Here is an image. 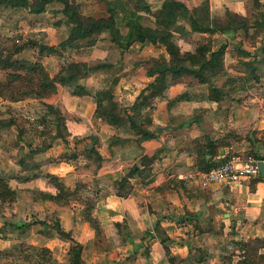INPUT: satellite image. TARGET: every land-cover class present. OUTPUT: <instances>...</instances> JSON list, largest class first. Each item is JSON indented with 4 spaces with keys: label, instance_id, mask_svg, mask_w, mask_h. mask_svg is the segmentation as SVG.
Wrapping results in <instances>:
<instances>
[{
    "label": "crops",
    "instance_id": "1",
    "mask_svg": "<svg viewBox=\"0 0 264 264\" xmlns=\"http://www.w3.org/2000/svg\"><path fill=\"white\" fill-rule=\"evenodd\" d=\"M184 1L189 7L197 6L201 2ZM208 1L211 9L215 11L230 6L242 15L253 13V0ZM77 2L80 3L83 13L88 15L105 16L113 10L122 34L129 31L132 15L134 19L141 16L139 19L144 24L154 25L151 15L144 11L133 14L135 10L125 8L121 0ZM162 2L163 0H151L155 8L161 7ZM261 2L264 3V0ZM54 4L57 6L52 12L61 13L63 4L57 0L49 3L43 13L49 15L48 9ZM2 8V11L24 12L22 8ZM45 16L48 17L47 14ZM59 18V33L52 23L40 27L47 45L55 46L65 39L67 26L64 25L63 16ZM9 24L12 30L16 27L13 22ZM7 29L10 30L9 25ZM214 36L224 39L222 44H226L227 48L235 43L240 44L243 49L248 50L249 55H255L254 49L264 48V34L255 41L247 39L244 30H239L234 35L216 33ZM218 47L215 45V48ZM156 49H160L168 57L162 43L137 41L124 52L120 50L116 59L104 58L102 63L108 65L91 73L83 83L89 94H74L67 85L59 84L57 92L46 98L5 100L16 105L23 103L26 107L44 105L47 102L60 106L72 115L71 120L66 119L68 131L76 138L71 142L72 145L58 137L47 149L34 151L27 148L25 154L54 159L69 149H85L86 145L95 141L104 159L100 167L91 163L90 167L85 168H80L77 161H50L45 167L37 165L33 168L35 172L20 175L22 170L14 162L13 150L1 149L0 172L19 194L25 189L56 194L58 189L43 175L47 171L61 177L71 190L77 189L80 197L94 195L93 209L99 221L98 230L85 217L83 201L76 204V200H73L74 203L72 200L64 203L45 199L39 204L45 206L46 210L49 208L48 213L56 212L59 225L71 233L73 239L61 236L56 228H52L49 220L37 221L36 218H29L28 222L18 220L19 223L27 224L24 232H11L8 235L18 236L29 244L47 246L64 263L70 244L78 241L83 245V259L96 264H222V257L227 254L224 249L225 239L232 237L230 233L234 229L238 230L242 226L243 239L250 238L249 233L253 237L264 236V178L256 180L254 177L238 185L216 182L203 187L196 180L185 177L200 167L201 157L197 151L196 139L209 134L216 140L230 129L238 133L250 127L257 128L258 131L264 130V104L260 101V104L242 108L232 105L231 109L226 108L229 113L224 115L217 109L215 102L208 99L207 84L189 86L185 81H175L169 83L164 95L157 96L144 105L140 103L134 106L143 89L154 79L143 64L157 58L159 52ZM32 52L33 55L23 48L15 56L41 61L45 66H51V69L46 67L52 75L59 71L57 60L54 61V53L38 52L35 48ZM85 61L91 62L92 58ZM97 73L109 77L104 80V84L99 82L100 76ZM2 75L3 72L0 76ZM110 79V84L117 79L114 93L120 107L126 111L122 115L125 118L129 115L138 123H144L150 131H156L155 137L144 138L126 123L120 126L110 124L95 116L97 103L91 87L105 88ZM151 91L150 89L145 94L148 95ZM201 108L206 109V112L198 119L195 113ZM159 127L163 129L160 131ZM220 150L222 153L217 158L236 154L233 151L238 149L230 144ZM206 157L211 156L208 154ZM143 158L150 161L148 167ZM134 166L138 171L133 169ZM181 218H185V221H181ZM157 223L158 230L155 229ZM4 224L8 226L10 223ZM37 226L42 228L35 233ZM45 227L51 230L49 234L41 231ZM244 234H248L247 238ZM9 237L0 238V249L12 242ZM162 239L167 240L163 242ZM234 239H238V235Z\"/></svg>",
    "mask_w": 264,
    "mask_h": 264
},
{
    "label": "trees",
    "instance_id": "2",
    "mask_svg": "<svg viewBox=\"0 0 264 264\" xmlns=\"http://www.w3.org/2000/svg\"><path fill=\"white\" fill-rule=\"evenodd\" d=\"M53 1L55 0H0V6L13 9L22 8L30 13L41 14L46 11L48 4ZM57 1L63 3L60 11L66 17L67 23L65 39L60 43L61 46L73 48L93 46L105 31L111 33L106 40L116 44L122 52L129 49L131 44L137 41L153 44L162 43L165 46L168 57L161 55L158 58L149 60L147 71L154 79L143 89L134 106L140 103L144 105L149 103V100L164 95L169 83L175 81H185L189 86L207 84L209 88L208 99L211 101L222 103L223 100L231 96L228 90L223 86H219L215 81L217 74L221 71H223V74L231 76V78L235 76L227 70L224 63L223 57L227 47L226 44H221L218 48H215L210 39V41L198 44L193 51H182L175 40L176 29L189 34L200 32L211 35L216 33L234 35L237 31L244 30L247 39L254 38L251 41H255V38L262 34L264 30V3L261 0H253V13L251 15L233 14L227 10L226 13H229L230 17L223 24H220L216 19L207 23L197 10L199 7L191 8L184 0H164L161 7L158 8L153 7L148 0H139V3L136 2L134 5L135 12L133 14L137 11H144L153 17L154 25L144 24L139 19L141 16H136V19H134L132 15L129 21L130 29L126 34L121 33L113 10L108 15L97 17L83 14L81 5L77 0ZM202 4L208 6L209 1L204 0ZM180 18H184L189 22V28L185 24L177 23ZM251 29H255L253 34H250ZM23 48V45L14 49L10 46L0 47V70L3 72V75L0 76V98L3 100L19 101L27 97L46 98L57 92L59 84L74 86L72 90L74 94H89L90 92L86 87L79 83L80 78L88 76L92 70L108 65L107 63H100L90 66L86 62L71 61L63 64L61 69L52 75L41 61L16 57V53L22 51ZM40 51L58 52L57 47L53 45L41 46ZM262 59L264 61V58ZM247 64L251 66L250 59ZM116 83L117 79H114L110 86L100 88L93 93L97 103L95 116L110 124L120 126L126 123L144 138L155 137L156 131H150L144 123H138L129 115L127 118L122 115L126 111L120 107L115 99L114 89ZM150 89L152 90L151 93L145 94ZM44 105L50 111H56L53 104L45 102ZM57 117L59 124L57 123L58 129L55 137H61L68 141L62 132L63 129L67 130L65 118L59 115ZM10 125H12L11 120L6 121L0 117V128L9 127ZM62 127L63 129H61ZM249 137L253 138V143L257 146L256 150L251 151L249 155L264 158V149L261 148L264 147V139L258 134ZM195 142L197 143L198 154L201 157L199 170H208L224 159L217 158V156L222 153L220 149L228 145L227 141L220 142L218 139H213L211 135L204 134ZM51 143L52 141L49 144H43L34 151L45 150L52 145ZM84 151L87 155L94 156L97 167L101 166L104 159L98 151L95 141L86 145ZM208 154L211 156L210 158L206 157ZM143 162H147L146 167L149 166V160L143 158ZM133 169L138 171L136 166ZM48 177L51 183L56 186L58 192L56 194L41 192V194L46 199L65 200L66 198L63 196L68 189L60 177L51 173L48 174ZM260 179H263V177H256V180ZM16 196L17 191L0 175V200L13 199ZM85 217L99 230L98 220H94L89 212L86 213ZM158 227L159 224L157 223L155 229L158 230ZM56 229L60 235L73 239L71 233L66 232L59 224H57ZM167 239L162 240L165 242ZM74 242L75 245H71L68 250L67 264H96L86 262L82 257L83 245L78 241ZM237 245L243 251L238 264H264V252H261L264 249V237L255 236L241 239L237 241ZM20 251L24 260L29 263L34 260L35 256L39 259L42 258L43 262H39L41 264H51L52 261L57 262V259L53 257L52 250L47 246L22 244Z\"/></svg>",
    "mask_w": 264,
    "mask_h": 264
},
{
    "label": "rangeland",
    "instance_id": "3",
    "mask_svg": "<svg viewBox=\"0 0 264 264\" xmlns=\"http://www.w3.org/2000/svg\"><path fill=\"white\" fill-rule=\"evenodd\" d=\"M121 1L124 2L125 4L123 6L129 9L131 8L134 9L135 3L136 2L139 3V0H121ZM148 1L151 3V0ZM202 3L203 1L201 0V2L197 6H192L191 8L199 7L197 10L202 14L203 19H205L207 23L216 19L220 24H223L230 17V14L226 13L227 10L228 12H231L233 14L236 13L234 9L230 6H226L225 8H223V10L215 11L211 9L209 4L208 6H206V4H202ZM50 6H52V8L49 7L48 9L49 15L48 13H46L48 17L45 16L46 15L45 13L35 14L27 11L15 12L13 10L2 11L1 9L3 8L0 7V47L10 46L14 49L17 46L23 45L24 48L27 49V53L31 55H33L32 52L33 48H35L39 52L41 46L47 45L46 38L43 37L42 31L40 30L41 26L47 25V23H52L53 27H56L57 32L59 33L60 30L59 25H61V21H59L60 19L59 16H63V21L65 22L64 25L67 26L66 17L62 13L55 12L54 14L52 12V10L56 9L57 4ZM49 16L51 17L49 18ZM99 16H104V15H99ZM9 22H13L14 24H16V27H14L13 30ZM177 23L185 24L189 28V22H187L184 18H180ZM8 25L10 26V30L7 29ZM120 25L124 26L123 23H120ZM253 32H255V29L254 30L251 29L250 34H253ZM263 34H264V30L262 34L258 35V37L259 38L260 36L262 37ZM110 35L111 33L109 31L103 32L97 42L99 44L93 48H88V46H83L79 48L64 47L61 46L60 43L58 45H55L58 50L56 54L54 53L55 55L54 61L56 62L57 60L56 66L60 70L63 64L71 61L86 62L87 64H90V66L91 65L94 66L102 63L104 58L105 60L116 59L120 55L119 51L121 49L116 44L110 42L109 40H106V38H109ZM31 37L34 39H32ZM258 37L257 39H259ZM210 39L212 40L213 44L216 46L217 45L220 46L222 42H224L223 41L224 39H221V37H216L214 36V34L211 35L200 32H194L192 34H189L179 29L175 30V40L177 44L181 47L182 51H187V50L193 51L198 46V44L206 41H210ZM249 40H254V38L250 37ZM243 48H244L243 46H240V44H236V43L234 45H230V47L228 48L226 47L223 57L224 63L227 70L235 74V76L231 78V76L227 74H223V71H221L219 74H217V77L215 79L216 83L219 86H223L231 94V96L228 99L223 100L222 103L213 101L215 102L214 104L217 107V109L221 110L223 112L222 114L224 115H227V113H229L228 110L231 109L232 105H237V107L240 106V108H242L244 106L252 107V105L260 104L259 103L260 101L262 104H264V62L262 61L263 60L262 58H264V50H262L263 47L254 49L256 50L255 55H249L248 50ZM156 51L159 52L158 55L156 56L157 58L165 54L160 52V49H156ZM250 56H253V58L250 59V61L252 62V64H250L251 66L247 64V62H249ZM89 58H92L91 62L85 61L88 60ZM143 65L145 69L146 68L148 69L149 67L148 61L146 64ZM47 67L49 69L52 68L51 66H47ZM96 70H92L91 73H93ZM1 73L2 72L0 71V74ZM97 74L100 76L99 82H102V84L105 83L104 80L106 78H109V77H105V75H101V73H97ZM88 76H83L82 78H80L79 83L81 81L82 83L80 84L84 85L83 83L85 82V79L88 78ZM110 81L111 79L108 81L107 86H110ZM68 87L69 90L72 91L74 86H68ZM91 90L96 92V90L98 89L91 87ZM114 96L115 99L117 100V96L115 93ZM22 104L23 103H19L18 105H16V104L8 103L0 98V105H1L0 117L4 118L6 121L11 120L12 122V125H10L9 127L0 128V152L1 149L3 148H8L13 150L14 162H16L19 165V168H21L22 170L20 175H24V174L27 175L29 174V172L30 173L35 172L34 169L37 165L40 164L39 166L45 167V165L48 164L50 161H64L67 163L69 162L72 163L77 161V164L80 165L79 166L80 168H85L88 166L90 167L91 163L96 164L95 162L96 160H94V156L87 155L84 149H80L78 151L74 149L73 150L69 149V151L60 154L58 157L54 159L53 157L45 158L44 156L43 157L35 156V154H30V155L25 154L26 152L25 150L27 148L28 150L29 149L36 150L37 148L41 147L43 144H49L51 141L53 142L54 139L58 138L55 137V134L58 129L57 123L59 124L57 117L58 115L63 116L65 118V122L66 119L71 120L72 115H70L67 110H62L60 106H55L56 111L54 110V112L56 113H54L53 111H50L43 104H39L37 106L30 105L29 107L23 106ZM210 104H212V102ZM204 112H206V109L201 108L200 111L195 113L196 117L198 119H201L203 117ZM61 129H63V127ZM54 131L56 132L53 133ZM62 132L65 134V137L68 140L66 141L62 138L66 143L70 144L72 141L76 140V138L73 137V135H71L68 129L67 130L63 129ZM250 134L251 135L258 134V136H261L262 139H264V130L258 131L257 128L254 129L250 127L243 129V131H241L240 133L236 132L234 129H230L226 131V134L224 136H220L218 140L220 142L227 141L228 145L233 144L234 146H236L238 150L237 151L232 150L233 153L247 156L251 153V151H254L257 148V146L253 143V138L249 137ZM261 148L262 150L264 149L263 146ZM78 155H81L80 158H78ZM24 168L27 169L24 171ZM30 168L32 169L34 168V169L32 170ZM47 168L48 167H46V169ZM44 172H45L43 173L44 177H46L48 181L51 183L48 177L49 172L47 171ZM0 175L3 178H5V176H3L1 172ZM60 179L62 180L61 177ZM65 186L67 187L68 190L65 191L63 197L66 199L65 200L62 199L60 202L68 203L71 200L72 201L76 200L75 203L77 204L83 201L85 203L84 214L86 215V213L89 212V215L94 220H98L93 209L95 204V199H94L95 196L86 195L85 197L82 196L80 197L79 196L80 194L77 191V189L71 190L66 184ZM41 192L42 191L39 190L25 189L21 191L20 194L17 192V196L13 199L0 200V224H1L0 238L7 239L10 236L9 238L12 239V242H10L8 246L5 245V248L0 249V264H41L43 262L42 258L39 259V257L37 256H35L33 258L34 260L30 263L24 260L20 249L22 244H29L28 241L26 240L23 241L18 236L8 235V233L11 232L22 234L24 232V227H26L27 224L19 223L18 220H20L21 222H24V220L28 222L29 218H36L37 221H42L44 219L49 220V224L52 226V228L53 227L56 228L57 224H59L57 217L58 215L56 214L55 211L54 212L51 211L48 213L49 208H47L46 210L45 206L39 204L40 201L46 199L43 196V194H41ZM74 207L75 205L72 206V208ZM40 214L41 216H43V219H41ZM30 220L34 221L35 219H30ZM5 222H9L10 224L7 226V224H4ZM42 223L43 222H41V225H44ZM29 227L30 225H28V228ZM40 228L42 227L37 226L34 229L35 233H37L38 229ZM41 231L49 234L51 230L49 231L48 228L45 227L41 229ZM259 233L263 234V232H259ZM230 234H232V237H228L227 239H225L224 249L227 250V254H225V256L222 257L223 259L222 264H238V261L241 260L242 258L241 255L243 251L240 250L239 246L237 245V241L243 239L242 226H240L238 230L234 229ZM249 234L251 237H253V234L251 233ZM236 235H238V239H234ZM247 235L248 234L246 235L244 234V236H246L245 238H247ZM260 237H264V236L262 235ZM71 245H75V242H72L70 246ZM52 252H53V257H55L53 250ZM261 252H264V249H262ZM68 258H69V254L68 256H66L65 263L59 261L56 258L57 262L52 261L51 264H67Z\"/></svg>",
    "mask_w": 264,
    "mask_h": 264
},
{
    "label": "built area",
    "instance_id": "4",
    "mask_svg": "<svg viewBox=\"0 0 264 264\" xmlns=\"http://www.w3.org/2000/svg\"><path fill=\"white\" fill-rule=\"evenodd\" d=\"M260 162L264 163V158H256L252 155L231 154L224 157L219 164L210 169H197L185 177L196 180L203 187L216 182L238 185L244 180L260 176Z\"/></svg>",
    "mask_w": 264,
    "mask_h": 264
},
{
    "label": "water",
    "instance_id": "5",
    "mask_svg": "<svg viewBox=\"0 0 264 264\" xmlns=\"http://www.w3.org/2000/svg\"><path fill=\"white\" fill-rule=\"evenodd\" d=\"M163 128L159 127L158 130H162ZM259 168H260V176L264 178V163L263 162H260L259 163ZM179 218H176V221H179L178 220ZM181 221H185V218H181Z\"/></svg>",
    "mask_w": 264,
    "mask_h": 264
}]
</instances>
